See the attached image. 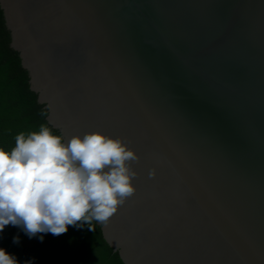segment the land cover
<instances>
[{
    "label": "water",
    "instance_id": "water-1",
    "mask_svg": "<svg viewBox=\"0 0 264 264\" xmlns=\"http://www.w3.org/2000/svg\"><path fill=\"white\" fill-rule=\"evenodd\" d=\"M0 8L52 134L138 156L135 193L89 224L111 264H264V0Z\"/></svg>",
    "mask_w": 264,
    "mask_h": 264
},
{
    "label": "clouds",
    "instance_id": "clouds-1",
    "mask_svg": "<svg viewBox=\"0 0 264 264\" xmlns=\"http://www.w3.org/2000/svg\"><path fill=\"white\" fill-rule=\"evenodd\" d=\"M15 142L10 153L0 148V232L13 225L29 238L59 236L69 226L106 223L135 193L138 156L120 138L91 132L63 143L42 124ZM0 264L19 262L0 248Z\"/></svg>",
    "mask_w": 264,
    "mask_h": 264
},
{
    "label": "trees",
    "instance_id": "trees-1",
    "mask_svg": "<svg viewBox=\"0 0 264 264\" xmlns=\"http://www.w3.org/2000/svg\"><path fill=\"white\" fill-rule=\"evenodd\" d=\"M42 124L47 126L0 8V148L10 153L18 134L38 132ZM14 237L19 243H13ZM0 248L19 264H111L86 223L69 226L59 236L40 233L32 238L21 227L8 225L0 232Z\"/></svg>",
    "mask_w": 264,
    "mask_h": 264
}]
</instances>
